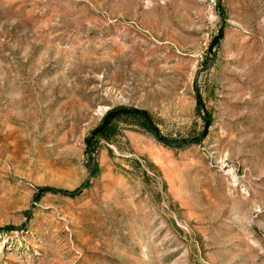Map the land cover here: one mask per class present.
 Here are the masks:
<instances>
[{
  "label": "rangeland",
  "instance_id": "obj_1",
  "mask_svg": "<svg viewBox=\"0 0 264 264\" xmlns=\"http://www.w3.org/2000/svg\"><path fill=\"white\" fill-rule=\"evenodd\" d=\"M0 264H264V0H0Z\"/></svg>",
  "mask_w": 264,
  "mask_h": 264
},
{
  "label": "water",
  "instance_id": "obj_2",
  "mask_svg": "<svg viewBox=\"0 0 264 264\" xmlns=\"http://www.w3.org/2000/svg\"><path fill=\"white\" fill-rule=\"evenodd\" d=\"M222 36V28H220L218 30V33H217V36L211 41V43L209 44V47H208V51L210 52L212 47L218 42V40L221 38ZM139 114L140 116L143 117V119L147 122L148 125L151 126V123L150 121L148 120V117L146 115V113L142 112V111H139L137 109H117V110H114V111H110L108 112L102 119L99 127L94 130L92 132V134H98L102 131V129L105 127L107 121L115 116H118V115H129V114ZM156 132V131H155ZM157 133V132H156Z\"/></svg>",
  "mask_w": 264,
  "mask_h": 264
},
{
  "label": "trees",
  "instance_id": "obj_3",
  "mask_svg": "<svg viewBox=\"0 0 264 264\" xmlns=\"http://www.w3.org/2000/svg\"><path fill=\"white\" fill-rule=\"evenodd\" d=\"M130 115H135V114H130ZM142 120H143V123L144 122H146L142 117H140ZM109 123V122H108ZM108 123L106 124V126L103 128V130L101 131V133H103L105 130H106V128H107V126H108ZM88 141V140H87ZM86 141V142H87ZM87 146H89V144H88V142H87Z\"/></svg>",
  "mask_w": 264,
  "mask_h": 264
}]
</instances>
